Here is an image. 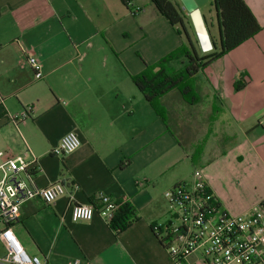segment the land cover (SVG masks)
Instances as JSON below:
<instances>
[{"label":"crops","instance_id":"crops-1","mask_svg":"<svg viewBox=\"0 0 264 264\" xmlns=\"http://www.w3.org/2000/svg\"><path fill=\"white\" fill-rule=\"evenodd\" d=\"M134 1L0 0V151L13 157L28 148L37 159L30 169L35 185L61 181L67 191L50 203L25 201L11 225L45 264H121L128 252L143 264L144 239L166 252L152 226L160 227L168 207L166 190L192 182L196 168L229 213L264 200V0H245L261 30L197 74L200 102L190 105L178 91L163 98L169 127L130 77L187 38L152 2L143 14L145 7L134 12ZM212 2L206 18L218 40ZM198 45L199 54L208 53ZM27 51L41 61L42 78H34ZM108 62L123 78H97L94 68ZM26 107L30 117L16 126L11 115ZM71 130L81 146L53 153ZM203 130L204 151L194 165L190 154ZM100 192L131 202L139 219L120 232L99 212L72 220L71 206L92 203Z\"/></svg>","mask_w":264,"mask_h":264},{"label":"built area","instance_id":"built-area-1","mask_svg":"<svg viewBox=\"0 0 264 264\" xmlns=\"http://www.w3.org/2000/svg\"><path fill=\"white\" fill-rule=\"evenodd\" d=\"M25 60L34 76L42 78L39 58L27 51ZM29 117V107L11 115L16 126ZM260 123L264 126V119ZM80 146L79 135L71 130L62 136L52 152L62 155ZM0 156V240L6 249L0 264H45L26 251L11 225L18 219L25 201L40 198L47 203L53 202L67 192L66 186L61 181L36 186L30 169L37 168V159L28 148L13 157H6V153L0 151ZM165 198L168 219L155 229L163 238L174 264H264V200L249 212L229 213L211 191L200 168L194 170L192 182L176 183L165 192ZM97 199L99 207L92 203L73 204L72 220H92L99 212L110 222L117 208L115 200L104 192H100Z\"/></svg>","mask_w":264,"mask_h":264},{"label":"trees","instance_id":"trees-1","mask_svg":"<svg viewBox=\"0 0 264 264\" xmlns=\"http://www.w3.org/2000/svg\"><path fill=\"white\" fill-rule=\"evenodd\" d=\"M151 1L158 12L187 38L186 43L162 57L158 62L152 65L147 64L141 72L132 75L134 84L143 93L155 113L169 127L168 111L162 101L163 98L172 91H178L188 104L193 105L200 102L201 95L196 85L197 74L213 60L257 34L261 30V24L245 0H213L212 5L216 7L220 37L218 40L212 37L214 48L201 55L189 30L191 19L187 11L182 9L181 4L173 0ZM123 2L130 7L131 0H123ZM177 60L180 64L174 66L173 62ZM236 87L241 86L236 84ZM203 151L204 145L197 144L194 147L190 154L194 165L200 162ZM92 203L96 207L100 206L98 199H93ZM115 203L117 208L111 217L110 226L120 232L139 219L140 215L136 207L127 200H115ZM152 227L159 237L160 233L154 225ZM159 239L163 242L162 237Z\"/></svg>","mask_w":264,"mask_h":264},{"label":"rangeland","instance_id":"rangeland-1","mask_svg":"<svg viewBox=\"0 0 264 264\" xmlns=\"http://www.w3.org/2000/svg\"><path fill=\"white\" fill-rule=\"evenodd\" d=\"M173 1L175 3L181 4L180 0H173ZM212 1L213 0H207V2L201 6L202 12L204 13V15L206 17H208V15L210 13L209 10L212 9L210 6V3ZM150 2H152V1H150V0H135L133 2V8L135 10L136 9H142L143 10L145 7L146 12H144L143 14H146L149 10H153ZM214 12H215V10L213 8V10H211V13L214 14ZM137 13H138V11H137ZM207 25L209 26L208 21H207ZM189 30L195 38V31H194L192 23L189 24ZM182 35L185 36L184 33H182ZM194 42H195V45L197 46V48L199 49V45H198L199 43H197V40H195ZM210 51H207V52H210ZM158 61H156V62H158ZM156 62H154V63H156ZM154 63H149V65H152ZM87 64H88L87 62L82 63V65H83L82 67H84V69H85L84 71L90 69L87 66ZM114 64H115V62L112 65L110 64V62H108V65H105L104 63H100V66H96L94 69H95V73L97 74V78H123L121 73L114 69ZM116 64L119 68V64L118 63H116ZM84 71L82 72L83 76L86 74V73L84 74ZM32 75H33V73H32ZM34 78H36V77H34ZM130 78H132V76ZM197 133H199V132H197ZM201 133L202 134L204 133V134H203V137L199 140L198 144H200L202 146L204 145V147H205V141L206 140L204 137H205L206 131L203 130V132H201ZM0 176H1V173H0ZM166 205H167V200H166ZM167 219H168V207L166 208V212L163 213V215L157 220L158 226L163 225L167 221ZM134 243H137L136 238L134 239ZM143 243H144V247H145V249H144L145 250V253H144L145 257L143 255L140 256L141 262L143 264H170V262H168L167 259L165 258L168 254L167 250H166L167 253L163 252L160 249H158L157 247H154L152 244L147 242L145 239L143 240ZM3 252H4L3 244L0 241V253H3ZM135 255L136 254L128 252L124 258L121 255L119 258V261L121 262V264H140Z\"/></svg>","mask_w":264,"mask_h":264},{"label":"water","instance_id":"water-1","mask_svg":"<svg viewBox=\"0 0 264 264\" xmlns=\"http://www.w3.org/2000/svg\"><path fill=\"white\" fill-rule=\"evenodd\" d=\"M180 2L182 4V9L187 11L191 19L200 46L204 51L212 50L214 48L213 39L211 37L209 26L207 25V18L201 9V6L205 4L207 0H180Z\"/></svg>","mask_w":264,"mask_h":264},{"label":"bare ground","instance_id":"bare-ground-1","mask_svg":"<svg viewBox=\"0 0 264 264\" xmlns=\"http://www.w3.org/2000/svg\"><path fill=\"white\" fill-rule=\"evenodd\" d=\"M206 47V46H205Z\"/></svg>","mask_w":264,"mask_h":264}]
</instances>
